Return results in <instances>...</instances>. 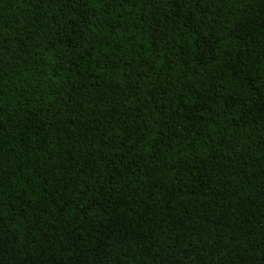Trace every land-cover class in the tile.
<instances>
[{"label": "trees", "instance_id": "1", "mask_svg": "<svg viewBox=\"0 0 264 264\" xmlns=\"http://www.w3.org/2000/svg\"><path fill=\"white\" fill-rule=\"evenodd\" d=\"M0 264H264V0H0Z\"/></svg>", "mask_w": 264, "mask_h": 264}]
</instances>
